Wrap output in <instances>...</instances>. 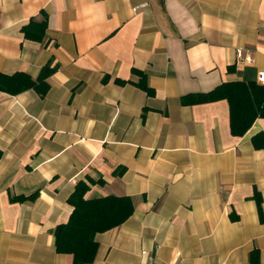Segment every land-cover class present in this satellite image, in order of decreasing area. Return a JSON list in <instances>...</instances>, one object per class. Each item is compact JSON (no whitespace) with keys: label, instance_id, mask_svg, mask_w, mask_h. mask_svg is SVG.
<instances>
[{"label":"crops","instance_id":"crops-1","mask_svg":"<svg viewBox=\"0 0 264 264\" xmlns=\"http://www.w3.org/2000/svg\"><path fill=\"white\" fill-rule=\"evenodd\" d=\"M47 64L43 97L0 91V264H73L52 231L81 181L133 205L90 264H264V118L234 137L226 100L181 104L257 84L264 0H0V75Z\"/></svg>","mask_w":264,"mask_h":264},{"label":"trees","instance_id":"trees-1","mask_svg":"<svg viewBox=\"0 0 264 264\" xmlns=\"http://www.w3.org/2000/svg\"><path fill=\"white\" fill-rule=\"evenodd\" d=\"M21 31L25 39L42 43L46 31L45 16L42 15L40 21L31 19ZM55 69L50 64L45 65L36 80L23 73L0 75V91L16 95L33 89L43 97L49 88L46 79ZM140 86L149 91L143 83ZM218 100H226L228 103L230 134L234 137H242L256 119L264 118V87L255 83H224L205 94L184 96L181 104L192 105ZM88 188L85 182L76 184L68 198L73 210L67 223L56 226L52 231L56 252L71 255L73 264L92 263L98 248L95 236L121 225L133 213L130 198L107 196L86 200L84 196ZM36 194L14 198V201L33 200Z\"/></svg>","mask_w":264,"mask_h":264},{"label":"built area","instance_id":"built-area-1","mask_svg":"<svg viewBox=\"0 0 264 264\" xmlns=\"http://www.w3.org/2000/svg\"><path fill=\"white\" fill-rule=\"evenodd\" d=\"M238 58L241 57V52L238 51L237 53ZM248 62H251L250 59H247ZM256 83L262 87H264V71H261L257 74V78H256ZM150 264H155V263H150Z\"/></svg>","mask_w":264,"mask_h":264}]
</instances>
